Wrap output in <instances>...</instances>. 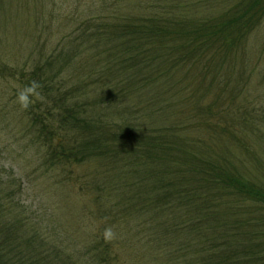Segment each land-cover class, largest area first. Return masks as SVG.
I'll return each instance as SVG.
<instances>
[{"label": "trees", "instance_id": "1", "mask_svg": "<svg viewBox=\"0 0 264 264\" xmlns=\"http://www.w3.org/2000/svg\"><path fill=\"white\" fill-rule=\"evenodd\" d=\"M91 13L27 62L0 57V264H264V168L245 140L264 139V108L244 86L264 0ZM68 188L85 203L51 197Z\"/></svg>", "mask_w": 264, "mask_h": 264}, {"label": "rangeland", "instance_id": "2", "mask_svg": "<svg viewBox=\"0 0 264 264\" xmlns=\"http://www.w3.org/2000/svg\"><path fill=\"white\" fill-rule=\"evenodd\" d=\"M4 2L5 9L3 8L0 13V57L3 61L13 65L35 58L41 52L40 49L43 46L42 52L48 51L50 45L54 46L58 43L67 34L72 24L75 25L71 15L77 16L81 13L86 15V12L91 13L100 4V0H4ZM39 11L42 16L40 22L36 23ZM250 47L252 49L249 50V67L247 66L246 71H244V77L246 78L244 86L247 89L248 100L254 99L253 102L258 107L264 108V24L252 35ZM3 88L4 84L0 81V102L2 101V103L4 100ZM19 126L20 124L16 123L14 130L16 131ZM245 129L247 130L245 140L252 143L256 153L254 154L255 157L261 159V163L255 162L254 159L249 160V163H247L249 170L252 167L256 172L255 168H264V139L260 141L261 138L255 137L257 132L254 134L251 133V129ZM5 135H7V132ZM4 144L8 145L10 141H6ZM4 144L0 145L3 146ZM7 145H4V147ZM7 150L14 153L12 157L17 162L14 165L17 173L23 170L24 167L30 169V160L27 154L31 153L30 149L27 152L24 151L20 157L16 145L11 144ZM243 150L242 148H236L235 153L242 156L246 153ZM25 182L27 181L25 180ZM36 187L39 189H42V187L47 188L41 180L37 181ZM55 190H50L52 191L51 197L59 198L60 191H62V194L67 196L65 202L69 209H75L85 203L84 199H79L70 188H68L69 191L64 189L56 190V192ZM33 195L31 193L28 200L36 206L37 200L33 198ZM63 217L65 218V215ZM66 220L70 223L75 221L73 215L68 218L66 216Z\"/></svg>", "mask_w": 264, "mask_h": 264}]
</instances>
